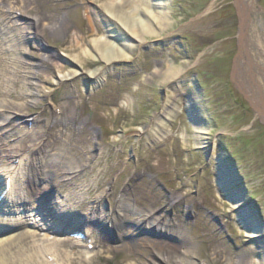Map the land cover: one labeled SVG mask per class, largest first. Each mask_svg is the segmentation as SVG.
I'll return each mask as SVG.
<instances>
[{
    "label": "rangeland",
    "instance_id": "374dc122",
    "mask_svg": "<svg viewBox=\"0 0 264 264\" xmlns=\"http://www.w3.org/2000/svg\"><path fill=\"white\" fill-rule=\"evenodd\" d=\"M0 1L29 5L19 17L21 26H26L19 50L12 47L4 54L7 40L0 45L4 71L14 70L12 60L24 54L23 66L39 74L48 70V65L36 66L41 55L63 62L62 74L78 73L60 86L55 85L56 73L49 74L48 82L34 79L39 103L27 105L30 111L23 108L17 119L38 116L39 120L34 125L24 121L21 132L41 131L38 142L51 141L59 129L51 124L53 115L67 118L64 144L55 143L54 148L59 147L68 162L75 160L82 166L99 159L101 167L107 168L99 186L88 175L96 195L105 197L92 218L93 198L79 191L70 193L79 196L75 203H84L70 206L68 191L54 188L55 178L49 180V167L36 165L32 170L28 153L16 161L5 156L6 147L19 136L8 131V138L1 141L0 176L12 174L14 191L24 193L26 205L10 208L4 226L33 233L25 238L29 243L25 255L43 264H145L162 246L180 251L195 264H227L225 255L242 258L243 263L249 257L253 264H264V115L256 111L233 75L241 28L251 35L256 18V28L264 30V0H249L246 18L240 17L237 0H168L166 9L154 8L170 14L168 25L163 29L153 24L157 34L146 35L130 50V58L108 65L93 52L89 67L80 64L82 60L74 63L71 57L88 49L93 40L117 36L116 40L136 44L118 20L107 17L102 5L111 0ZM114 3L122 21L128 23L137 15L147 20L146 7L138 13L129 0ZM35 13L58 23V29L31 36L37 28L31 18ZM68 41H78L79 49L69 52L73 43ZM243 42H249L250 50V41ZM168 65L181 74L164 82L154 72ZM244 69L243 81L247 79ZM95 70L100 71L97 82L88 81V71ZM15 77L20 80L16 89L22 92L18 104L26 103L23 74ZM64 103L67 106L60 112ZM139 126L143 134L138 133ZM82 169L75 179L79 186L88 183L89 167ZM235 203H245L243 213L233 208ZM72 210L66 221L60 218L59 211ZM139 212L151 213L154 224L134 227L132 221ZM110 213L121 215L122 228L95 229L96 220ZM71 227H79L81 236L67 235L74 233ZM251 233H260V239L250 240ZM143 239L154 242L156 248L139 243Z\"/></svg>",
    "mask_w": 264,
    "mask_h": 264
},
{
    "label": "bare ground",
    "instance_id": "6f19581e",
    "mask_svg": "<svg viewBox=\"0 0 264 264\" xmlns=\"http://www.w3.org/2000/svg\"><path fill=\"white\" fill-rule=\"evenodd\" d=\"M114 1L115 0H111L108 2V4L104 3L102 5L107 17H110L109 19H112L114 21L118 20L121 26L127 31L128 35L134 40H136V44L131 43L133 41H122V39L116 40L118 39L116 38L117 36L113 37L112 35L111 36L113 37V39L111 38V36H108L111 39L106 40L105 38L103 41L93 40L91 41L90 45H88V49L84 48L81 50L80 53L77 52L78 54L76 55V57H71V60L74 63L77 64L80 60H82L83 62H80V64L84 63L86 67H89L91 64V59L95 58V55L92 54L93 52L94 54H96L97 58H99L101 61L108 65L121 60L125 61L126 59L131 57L130 50L136 48L139 43H142L146 38V35L149 36L157 34V32L155 31V29L157 28L153 26V24L162 26L164 29V27L167 26L169 23L168 20L170 18V14L168 12L154 10V8H165V6H167L168 0H129V4L131 5V7L135 8L136 12L138 13L139 11L141 12V7H146L147 20L137 15L135 17H132L131 21H129L128 23L121 20L122 15H120V13L117 11V8H115ZM237 2L239 6L243 8L242 9L240 7V17H249V15L244 14L245 12H247L246 6L249 5V0H237ZM28 7L29 5L24 3L23 6L17 7L11 2L3 3L2 1H0V45L4 43V40H7L6 42H8V44L5 46V52H3L4 54H9L8 52H10V49L12 47L19 50V46L22 43L20 35L24 37L23 31L26 27L21 26L22 24L19 22V17L21 12H23L22 10L28 9ZM242 14H244V16ZM41 17L42 15H39L37 13H35L31 17L35 25L37 26L35 30L32 29L34 33L31 36H37V34L39 35V33L44 34V31L48 33H54L58 29V23H52L49 20L46 21L44 17ZM258 24V20L254 18L252 23L253 28L251 29L252 36L245 35L243 28H241L239 35L240 50L234 63L233 75L235 76L238 85L245 90L249 100L253 103V106L255 107L256 111L259 114L264 115V30L260 32L261 30L259 31V28H256ZM28 29L30 30L31 26ZM243 41H250V50L248 47L249 42L247 44ZM71 43H73V45H70L68 48H73L69 52L76 51L79 49L80 46L78 45V41H68V44ZM38 47L42 48L41 45H38ZM0 52H2V50ZM22 53L27 54V52ZM23 57L24 54L20 55V58L18 60H12L15 61L16 65V68L12 71H4L0 65V143L1 141H4V136L8 138V131L12 130L16 134L18 133L19 135L14 140L13 144L8 145L6 147L5 155L10 158L16 159L18 155L25 152L26 150L29 152V154L32 155H35V153L38 152V154L40 155L38 156V158L33 157V161L35 160V162H32L30 168L33 170V167H36V165H40L42 167H49L50 170L47 171V176H49V180L55 178L53 183L54 186H56V188L60 187L64 191H68L69 195L66 201L68 204H76L75 202L76 200H79V196L73 197L70 195V193L78 194V191L84 193V195L86 194L87 198L91 199L93 198L94 193L97 191L96 187L93 188L92 186H90L92 181L88 184V186H79L74 181L66 185H61V183H59L61 180L65 181L72 179L74 176L77 175L78 172L82 171L83 167H89V173H87L86 175L92 174L94 177L95 186H99V184L101 185L100 175L102 172L104 173L107 169L106 167H101L99 159H96V161L92 164L82 166L75 164V160H73L72 162H68L66 154L64 152L59 151V147L54 148L53 145L55 143L64 144V134L62 133V131L63 127L66 126L67 118L62 119L59 118L58 115L54 114L52 117L53 121H51V124L59 125V129L56 131V134L51 137V141L47 140L40 143L38 142V137L42 136L41 131L32 130V133L30 134L21 132L23 127L22 125L25 123L24 121H30L29 123H32V125H34L39 120V117H33L31 120L17 119L18 113L23 108L24 110H26V112L30 111L27 105L39 103L37 101L38 85L35 83L34 79L38 78L40 81L48 82L49 74L56 73L57 77L55 80V85L60 86L65 80H70L71 78L78 75V73L77 71L73 70L67 71L66 74H62V71L66 68L63 65V62L57 63L54 62L53 59H51L50 55H41L40 60L36 66H40L41 64H44L46 66L48 65V70L46 74H39L38 72H35L30 68H25L23 66L25 65ZM242 68H245L244 74L246 75L245 78H247L245 81H243L240 77V73L241 71H243L241 70ZM19 72L23 74V85L28 87L25 91L27 92V102L21 104H18V102L22 100V92L19 93L17 91V89H19L18 85L20 83V80L16 77L13 78V75L15 76ZM8 74L12 76H9ZM87 74L88 81L97 82V79L100 75V71H88ZM154 74L162 76V78H164V82H167L179 78L181 72L177 68L174 69L173 67L168 65L167 68H165L164 70L155 71ZM9 86L11 88H9ZM83 104L85 105V103L81 104L82 107ZM66 106L67 104L65 103L60 104V112L62 111V108H65ZM190 109L192 108L190 107ZM165 112L167 113V111ZM9 123L10 126L7 127V124ZM137 131L140 134L144 133V129L140 126L137 127ZM195 133L200 134L202 132ZM29 138H31V140ZM194 140L196 141L197 137ZM28 141H30L29 144H27ZM1 147L2 146H0V149ZM42 149L45 152L41 155L40 150ZM0 198L4 199L3 191L1 188ZM100 198L101 194H99L95 198L94 202L96 203ZM80 204L81 206L84 205V203ZM234 205V209H239V211L242 212L245 203H235ZM90 211L91 213H94V207H91ZM135 215H137V218L134 219L132 223L134 227L138 229L152 225L155 222V220L152 219L151 213L139 212ZM109 216H114V218H116L115 223L118 229L122 228V225L124 223L119 224V222L122 220L120 214L110 213ZM250 219H252V217ZM109 222H111L109 220V217H106V221L104 224L108 225ZM23 231H19L14 234H9L0 238V264H42L41 261L34 259L33 256H30L29 258H27V256L26 258L16 257L19 251H23L24 253L25 249L29 247V243L25 240V238L33 237V233L29 230ZM260 237V233H251L250 235H248V238L250 240H258L260 239ZM139 243H142V245L144 246H153L154 248H156L154 242L147 239L140 240ZM65 244L68 245L67 242H61L59 245ZM250 251L251 254H253L252 248L250 249ZM62 254L64 255V253ZM62 254L60 253V257L62 256ZM224 257V261L227 264H253L252 260L249 257H246L244 263L242 258L234 259L229 255H225ZM183 262L184 264H195L192 258H189V256L187 257V255L185 256L184 254H181L180 251L169 248H166L165 250L162 246H160V248L155 251V254H152L146 260L145 264H183Z\"/></svg>",
    "mask_w": 264,
    "mask_h": 264
}]
</instances>
